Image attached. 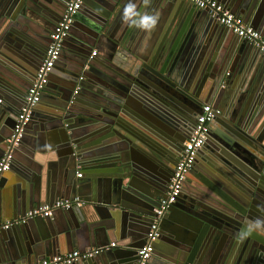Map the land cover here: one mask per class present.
Wrapping results in <instances>:
<instances>
[{
    "label": "water",
    "instance_id": "1",
    "mask_svg": "<svg viewBox=\"0 0 264 264\" xmlns=\"http://www.w3.org/2000/svg\"><path fill=\"white\" fill-rule=\"evenodd\" d=\"M53 1L51 6H44L43 0H29V3L27 0L23 11L50 26L55 20L57 3L61 2ZM238 4L232 8L227 2L223 5L234 13L243 14L246 22L260 28L264 0H242ZM194 9L188 7L186 10L190 31L178 35L172 26H167L162 33L161 48L153 49L147 57L131 47L129 32L122 24H116L114 16L99 15L103 24L90 36L91 41L81 40V63L71 70L72 80L80 86L77 93H80H74L76 83L56 86L54 91L59 101L41 117L36 112L40 101L37 103L21 140L40 117L42 121L37 129L41 132L37 131L34 144L42 153L56 156L60 169L44 173L32 161L20 160L12 168L16 176L9 178L7 171L0 176V187L8 189L7 198L1 200L0 211L14 216L59 196L75 199L83 195L81 199L85 203L76 206L94 209L97 205L106 206L101 210L109 223H115L119 217L124 220L132 211H140L148 224L147 236L155 209L165 197L171 179L166 170L172 154L164 141L170 138L177 141V133L188 126L192 112L198 110L200 114L204 104L211 103L220 109V114L211 121L210 127L214 129L213 125L223 123L226 136L209 129L208 148L211 152L217 149L221 154L226 153V174L230 166L235 175H226V193L229 192L226 197H215L201 180L195 186L197 193L193 198L181 193L171 205L161 221V236L157 241L165 238L162 223L174 213L175 220L185 226L179 230L189 238L185 242L174 241L173 247L165 250L166 260L162 264H202L211 243L220 239V246L225 245L222 248L225 254L219 248L210 262L205 258L207 264H264V233H254L242 242L237 239L245 221L256 217L264 219V132L260 131L264 120V54L252 42L220 24L208 9ZM80 11L82 8L75 20ZM3 13L0 6V21ZM213 24L220 30L226 27V35H221L225 47L221 50L219 45L218 60L205 65L208 48L202 41ZM73 25L69 38L74 35ZM175 39L178 47L174 52V64L160 61L163 53H172L173 47L167 44ZM92 46H99L103 54L98 58L91 57V53L88 56ZM34 73L32 70L31 74ZM11 77L14 80L0 77V94L8 96L7 91H11L25 100L27 84ZM232 78L237 80L235 85ZM51 87L48 81L44 91ZM222 102L226 103V108ZM20 110H16L13 127ZM8 119L0 108L1 140L6 138ZM240 150L249 156H242ZM205 157L208 156L204 153ZM219 162L214 158L212 166L218 167ZM78 168L84 171V178H75ZM189 183L187 178L185 185ZM128 201L144 208L133 207ZM91 211L83 208L81 213L85 215L77 216L87 219L86 226L74 217L68 218L65 224L61 222L57 229L49 223L52 217H36L34 223L17 224L15 231L20 234L16 243L0 232V264H18V261H35L44 254L52 257L64 253V244L78 242L81 231L87 227L95 231L91 228L95 221ZM63 233L66 239L62 238ZM145 242L146 237L141 243L129 244L124 251H120L116 243L93 258L73 264H137V249ZM156 242L153 254H156ZM110 252L113 254L108 263L102 262V255Z\"/></svg>",
    "mask_w": 264,
    "mask_h": 264
},
{
    "label": "crops",
    "instance_id": "2",
    "mask_svg": "<svg viewBox=\"0 0 264 264\" xmlns=\"http://www.w3.org/2000/svg\"><path fill=\"white\" fill-rule=\"evenodd\" d=\"M60 1L61 2L57 3V6L55 8L56 10L55 20L51 22L50 26H46L42 22H39V20L32 19L31 16L27 15V12L23 11V6L27 2V0H0V6L3 7L4 10V13L2 15V21H0V68H1L0 77L1 78L9 81L14 80L11 76H15V78H20L22 81H24V83L27 84L26 91H28L29 85L30 84L32 85V83L34 82L37 69L42 61V58L45 57L44 56L45 51L50 43L49 40L51 39L52 30L65 9L67 0H60ZM185 1L186 3L182 4L180 3L181 2L180 0H149L148 4L145 6L143 4V0H135V2L138 5L139 11L141 12L147 11L150 14H156L158 16V20L155 26L150 31L146 32L134 27H129L122 20L121 18L122 9L124 4L126 3V0H122L121 3L118 2L119 6L117 0H85L83 4L84 6H82V11H80L73 25L74 35L72 36V38L68 37L66 39V43L63 44V49L60 59L55 64V66L53 67L54 69H52V72L50 74L49 81H50V86H52L51 87L52 89H49V91L47 92L44 91L45 92L43 93L44 96L41 97L42 99L40 100L39 105L37 106L36 112H38L41 117V115L47 113V109L52 108L53 104H56V102L59 101L54 91V89L58 85H64L65 82L66 83L70 82L73 84L76 83L74 93L75 94L80 93L79 91L78 93L75 92L76 90H79L80 86L79 84H77V82L72 80L73 77L71 75V70L72 68H75L76 66H78V64L81 63V58L79 54L81 53L79 52L81 49L80 48L81 40L88 39L89 41H91L90 36H92V34H94L96 30L99 31L100 29L99 25L103 24L102 20L98 18L99 15L107 14L108 16L109 15L114 16L117 20L115 21L116 24L118 23L119 25L122 24L121 26L124 27L125 31L129 32L130 35L128 36L129 38L128 40L131 42V47L137 49L142 55H145L147 57L151 55V51H153V49L161 48L162 33L167 26H172L173 32L178 35H180L182 32L185 33L187 31L188 32L190 31L191 27L189 28L187 27L188 26L187 23H189V20L187 21V18L189 17V15L186 14V10H188V7L189 9L191 8L196 9L197 7H195L196 5H194L189 0H185ZM218 1H220L224 5L227 2L228 5L232 8L236 5H239L238 3H240L242 0H218ZM53 2H54L53 0H43L42 3L44 6H51ZM189 3L193 4V7L189 5ZM182 14H185L183 18L181 16ZM238 15L243 17V14H238ZM262 20L263 22H261L260 28L257 27L256 28L264 34V14ZM215 26L216 25L214 24L212 25V28H210V30H208V32L204 36L203 38L204 41H202V43H204L203 46L204 47L207 46L208 48L204 56L206 59L205 65L209 64L212 60L213 61L218 60L221 53V52L219 53V45L221 50H223V47H225L223 44L225 42L224 39L221 38V35L224 36L226 35V31H227L226 27H223L220 30ZM198 33H200V30L198 31ZM199 40L196 41L198 46L201 45L199 43L200 42ZM176 43H177V39L172 40L170 42L168 41L167 45L170 44L169 47L170 48L173 47L174 50L172 49V53L171 52L163 53L160 57L162 58V60L160 61L162 62L164 61V63L167 64H174L175 61L174 52L176 50L175 48L178 47ZM105 48L107 49V47ZM90 50L91 52H89L88 56L91 53V57L93 58H98L103 54L99 46H92ZM93 51H96V53L93 54ZM32 70L35 71L33 75L31 74ZM232 82L233 85H235V83L237 82L236 78L234 79L232 78ZM7 94L8 96L4 94H0V108L4 110L6 112V115L9 117L8 124L6 126V130L4 134L6 138H3V140L0 139V155L6 152L7 149L6 140L12 133L11 131L13 130V121L17 113L16 110L19 111V109H21L25 103L24 102L25 100H22L18 95H16L15 92L7 91ZM222 105L224 108H226L225 107L226 103L222 102ZM40 117L37 118V122H34L33 125H30V128H28L29 132L28 131L26 132V135L24 137V140L21 142V145L18 147L16 151H14V157L11 167L7 171L8 174L10 175L9 178H13L14 176L17 175L12 170V168L17 163H19L20 160H25V159L32 161V164L36 168H38L40 172L42 170L44 171V173H46L47 171L52 172V170L54 169L55 170L60 169L59 162H56L58 161V158L56 156L54 157L52 153L49 154L47 152L42 153V151L37 150L36 145L34 144L35 138L38 133L37 131L41 132V130L37 129L38 123L42 121ZM213 126H215L214 129L210 127L212 131L214 130L216 133L226 136V129H224L226 128V125L220 123L218 125H213ZM261 126L262 128L260 129V131L264 132V120L262 121L260 127ZM211 148L214 149L215 147L211 146ZM224 151L226 152V150ZM240 153L244 157L249 156L246 153V151L240 150ZM205 154H207V156L210 159L216 158L217 160H219L220 161L219 166L212 168L208 163L209 158L201 157L202 159L200 158L201 160L198 161V165L200 167L191 171L190 173L191 175L188 176L190 183L187 185L184 184V188H186V190H183L182 193L187 195L188 197L193 198L195 193H197L194 192L195 186L199 181L202 180L205 186H207L210 190H212L211 193L215 197H218L220 199L223 198V196L226 197V194H229V192L226 193V175L227 174L235 175V171L233 170L232 167L227 166V168L229 169H228V173L226 174V153L222 152V154L220 153L218 157L216 153L214 152L212 153L210 149H206ZM229 155L235 158L234 154L231 153L230 151H229ZM79 173H81V175H79ZM74 176L75 178H84L85 173L81 168H78V170L74 173ZM7 196H8L7 187L5 186L0 187V204H1V200H5ZM78 197L81 198L85 196L80 195ZM62 198L64 197L59 196L51 201H47L44 203H53L56 200ZM128 202L133 207H137L140 209L144 208L141 204L136 203L134 201H128ZM95 207L96 209H94L92 206L82 207V206L74 205L72 209L70 208L71 209L70 211L57 209L54 215L52 216V219H49V223L52 222V224H54V227L56 229L60 228L59 224L61 222H64L65 224L66 220L72 217L82 222L83 226H86L88 224L87 219H83L82 217H77V216L85 215L81 213V210L83 208H89L92 210L91 212L93 213V218L95 221L91 223L92 225L91 228L95 229V231L90 230V228L88 227L84 232L81 231L82 236L78 235V239H77L78 242H76L75 244H71V243L68 245L64 244V250H63L64 253L69 252L73 249L86 250L92 247H101L108 245L112 242L118 244L119 249H122L120 251H124L126 250L125 247H127L129 244H133V243L137 244V243H141V241L143 242V239L146 237L145 235L148 224L146 222V219L143 217V214L140 211L138 212L132 211L131 213L132 215L124 218V220L122 218L120 219L119 217L118 219H116V222L115 220H113L115 223L112 222L109 223L108 219L103 218L104 213L103 210H101V208L106 209V206L103 207L97 205ZM25 213H18L12 216L7 212L0 211V222H3L8 219L18 218L19 216L24 215ZM73 214H75V216ZM175 217L176 214L174 213L170 217L165 218V221H163L162 234L164 235L165 238L164 239L160 238L156 242L155 244L156 254L155 253L153 254V256L148 261V264H162L163 261L166 260L164 254L167 251L165 252V250H167L170 246L173 247L174 241L185 242L186 240H188L189 236L187 234H184L185 232L179 230V229H183V227L185 226L181 224L180 221L175 220ZM143 218L145 220H143ZM28 222L34 223L33 219H30V221ZM13 226L10 227V229L8 230L3 231L2 234L4 237L8 236L7 238H9V240L16 243L17 236L20 233L18 234L19 231H15V228H17V226L16 225ZM64 234L65 233L61 234V236L62 238L66 239V236ZM177 237L178 239L175 240ZM220 240H218V242L211 243L209 250H207V252L204 254V259L201 262L202 264H207V261L210 262L211 258L215 254L216 255L218 254L219 248L222 249L223 246H225L223 244H221L222 246H220ZM0 247H1V239H0ZM109 254L106 253V255H102L103 260L101 259V261L102 262L106 261L108 263V260H110L109 256H111L113 253L110 252ZM222 254H225L224 249H222ZM44 255L35 261L34 260L33 261L24 260L23 262L18 261V264H29L32 262H36L42 258L48 257ZM206 257H207V261L205 260Z\"/></svg>",
    "mask_w": 264,
    "mask_h": 264
},
{
    "label": "built area",
    "instance_id": "3",
    "mask_svg": "<svg viewBox=\"0 0 264 264\" xmlns=\"http://www.w3.org/2000/svg\"><path fill=\"white\" fill-rule=\"evenodd\" d=\"M85 0H67L65 9L58 19L52 33L45 57L40 63L34 82L29 87L25 103L22 106L13 127L11 135L7 138L6 152L0 155V176L11 167L15 148L23 138L25 127L32 117L37 103L41 100L43 91L49 81L53 67L60 59L63 42L70 34L75 16L82 8ZM201 9H208L217 21L233 30L240 38L252 42L264 54V34L244 18L226 8L218 0H189ZM96 51H93L95 54ZM77 92V90L75 91ZM220 114V109L211 103L204 104L202 112L198 114L192 131L184 143V148L170 179L165 197L161 198L160 205L155 209L153 220L149 226L144 245L137 249V264H147L154 252V243L161 236V221L171 205L182 193L187 174L193 167L199 150L203 147L210 129L211 121ZM81 175V173H79ZM85 203L80 197L75 199L62 198L53 203H44L28 210L24 215L15 219L0 222V232L13 225L22 224L36 217H52L57 209H70L74 205ZM115 242L101 247H92L86 250L73 249L69 252L45 257L29 264H73L79 260L93 258L106 249L114 247ZM191 264V263H187Z\"/></svg>",
    "mask_w": 264,
    "mask_h": 264
},
{
    "label": "clouds",
    "instance_id": "4",
    "mask_svg": "<svg viewBox=\"0 0 264 264\" xmlns=\"http://www.w3.org/2000/svg\"><path fill=\"white\" fill-rule=\"evenodd\" d=\"M149 0H143L146 6ZM122 20L129 27H134L143 31H150L157 23L158 16L150 14L147 11L141 12L138 10V5L135 0H126L122 9ZM264 233V219L256 217L244 222L243 226L237 233L238 241L242 242L252 234Z\"/></svg>",
    "mask_w": 264,
    "mask_h": 264
},
{
    "label": "flooded vegetation",
    "instance_id": "5",
    "mask_svg": "<svg viewBox=\"0 0 264 264\" xmlns=\"http://www.w3.org/2000/svg\"><path fill=\"white\" fill-rule=\"evenodd\" d=\"M198 114H199L198 110H194V112H192V114H191V116L187 122L188 126H185L181 133H177L178 134L177 141H174L171 138H170L171 140L168 139V140L164 141V143L167 144L166 146L168 148H170V150H171L170 152L172 154V156L170 157L169 163H168L167 170H166V172L168 173V177H171L173 174L175 166H176V164H177L178 160L180 159L182 152H183V148H184L183 145L185 143L184 139L189 137V134L192 131V128L196 122ZM208 146L209 145H208L207 141L205 140V143H204L203 147L199 150L197 157H196V160H195V163H194L193 167L191 168V170L189 171V173L192 170H194L197 166H199L198 161H200L202 159L201 157H203L205 150L209 149ZM215 151L219 153V150H215ZM215 151H213V152L215 153ZM216 155L218 156L219 154L216 153ZM213 162H214V159H209V161H208L209 165L211 164L210 167L215 168L214 166H212ZM187 178H188V174H187L186 179ZM186 179H185V181H186ZM184 184H185V182H184Z\"/></svg>",
    "mask_w": 264,
    "mask_h": 264
}]
</instances>
